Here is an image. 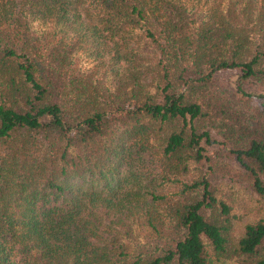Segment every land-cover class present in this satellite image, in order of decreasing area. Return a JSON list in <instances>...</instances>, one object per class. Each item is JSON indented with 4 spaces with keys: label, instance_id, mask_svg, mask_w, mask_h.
I'll return each instance as SVG.
<instances>
[{
    "label": "trees",
    "instance_id": "trees-1",
    "mask_svg": "<svg viewBox=\"0 0 264 264\" xmlns=\"http://www.w3.org/2000/svg\"><path fill=\"white\" fill-rule=\"evenodd\" d=\"M245 81L264 0H0V264H264ZM220 182L260 203L239 234Z\"/></svg>",
    "mask_w": 264,
    "mask_h": 264
},
{
    "label": "rangeland",
    "instance_id": "rangeland-1",
    "mask_svg": "<svg viewBox=\"0 0 264 264\" xmlns=\"http://www.w3.org/2000/svg\"><path fill=\"white\" fill-rule=\"evenodd\" d=\"M84 59V61H87V58ZM237 71L236 67L222 68V70L215 72V76L220 83L227 85L231 92H236ZM243 84L245 89L254 94L264 91V87L254 81H245ZM251 101L255 106L264 109V97L253 95ZM219 188L220 195L231 202L232 210L239 215L235 225L237 234L241 233L246 222L253 221L262 214L260 203L248 190L241 186H230L224 182H220ZM210 264H236V262L233 259L216 260L213 258Z\"/></svg>",
    "mask_w": 264,
    "mask_h": 264
},
{
    "label": "clouds",
    "instance_id": "clouds-1",
    "mask_svg": "<svg viewBox=\"0 0 264 264\" xmlns=\"http://www.w3.org/2000/svg\"><path fill=\"white\" fill-rule=\"evenodd\" d=\"M39 24V21H33L32 26L35 28ZM91 64H86L84 65V68H90Z\"/></svg>",
    "mask_w": 264,
    "mask_h": 264
}]
</instances>
